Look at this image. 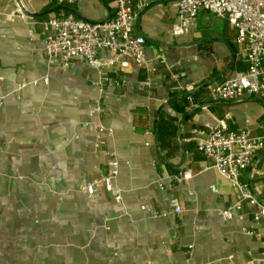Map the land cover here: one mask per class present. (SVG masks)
<instances>
[{
	"label": "crops",
	"instance_id": "1",
	"mask_svg": "<svg viewBox=\"0 0 264 264\" xmlns=\"http://www.w3.org/2000/svg\"><path fill=\"white\" fill-rule=\"evenodd\" d=\"M178 2L133 0L149 72L132 62L48 65L44 22L106 21L116 0H0V264H264V223L247 201L232 220L220 215L240 195L198 150L222 120L264 137V98L212 97L247 70L245 47L206 12L174 36ZM16 8L23 17L9 16ZM109 152L119 164L111 192L97 182ZM262 170L264 150L241 181L264 202Z\"/></svg>",
	"mask_w": 264,
	"mask_h": 264
},
{
	"label": "built area",
	"instance_id": "2",
	"mask_svg": "<svg viewBox=\"0 0 264 264\" xmlns=\"http://www.w3.org/2000/svg\"><path fill=\"white\" fill-rule=\"evenodd\" d=\"M77 1L57 0L61 5H72ZM116 5L115 16L102 22H88L74 15L44 22L48 65L67 69L74 62L80 61L101 70L118 63L128 66L132 62L153 72L154 66L146 56V41L134 32L138 14L133 0H116ZM203 12L225 19L235 28L238 33L237 43L245 47L248 64L246 71L239 72L233 79L213 87L212 97L221 102H229L245 95L264 98V0H179L174 36L187 35L190 25ZM9 16L23 17L24 10L16 8ZM103 52L110 53L111 57L101 58L100 54ZM4 101V97L0 96V113ZM206 127L208 131L199 140L198 150L210 163L211 169L235 186L241 198L240 202L220 212V215L225 220H232L241 202L247 201L254 208V221L264 223V202L259 198V193L241 181L243 173L264 150V137H252L248 131H231L225 120L216 126ZM108 156L109 170L97 182L111 192L119 174V164L113 152H109ZM259 176L264 180V170L259 172ZM191 177V173L186 171L175 179L182 182ZM87 189L93 192L94 184ZM114 200L120 204L121 195L118 194ZM171 206L175 213H181L182 209L176 198L171 200Z\"/></svg>",
	"mask_w": 264,
	"mask_h": 264
}]
</instances>
